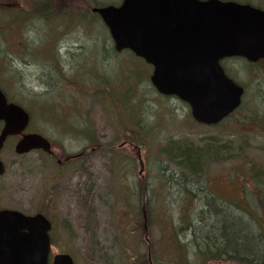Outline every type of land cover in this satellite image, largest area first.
Listing matches in <instances>:
<instances>
[{"label":"rangeland","instance_id":"1","mask_svg":"<svg viewBox=\"0 0 264 264\" xmlns=\"http://www.w3.org/2000/svg\"><path fill=\"white\" fill-rule=\"evenodd\" d=\"M32 5L34 0L0 1V83L12 98L19 99L30 110L32 119L27 131L45 133L52 140L56 157L64 159L66 154L85 146L90 152L86 159L60 167L41 150L16 153L17 139H9L0 152L6 165V172L0 176V208H16L25 213L41 211L52 217L53 254L71 253L78 264H151L150 256L155 264H180L178 258L171 261L169 223L166 218L161 221L158 204L165 202V209L175 216L178 210L157 193L156 211L150 215L146 203L137 205L135 193L140 183L158 188L162 172L181 170L171 156V148L183 141L217 147V153L204 156L201 178L197 180L206 184L223 205H231L241 213V207H261L246 200L258 193L252 175L259 174L264 179V60L256 64L235 57L225 60L246 86L244 104L234 116L218 125L199 124L186 102L154 91L150 68L143 77L147 80L140 76L138 89L126 96L129 86L135 85L129 79L123 80L124 86L120 84L117 72L122 68L121 60L130 54L123 51L112 53L107 60L103 58L108 53L101 44L108 48L111 45L93 43L99 37L98 31H105L100 29L99 17L90 20L94 14L90 16L85 11L86 16L80 21L59 28V22L51 23L54 16L28 12L30 17L24 22L23 31L14 28L17 17L23 15L19 11L27 12ZM85 17L89 22H81ZM94 24L98 28H93ZM51 39L58 45L50 56L49 51H44ZM87 52L90 58L83 61ZM92 56L103 59L95 66ZM133 57L129 64L136 61ZM84 68L89 72L83 77L79 72ZM99 68L111 73L112 79L115 77L110 93L109 87H104L92 74L93 69ZM80 77L85 82L82 93L75 88L81 84ZM102 88L103 99L100 92L98 96L91 95L93 90ZM50 109L52 113L45 117L44 112ZM70 118L74 124L87 120L97 141L86 142L88 129L80 134L81 129L63 128L62 122H69ZM171 138L173 141H169ZM93 146L96 148L92 149ZM159 167H163L161 172ZM58 170L64 172L59 185L53 177ZM57 191L62 194L56 195ZM179 192L175 190L169 198L180 203ZM129 194L132 199H126ZM198 199L193 204L197 208ZM127 200L133 201V206ZM208 264L240 263L220 260Z\"/></svg>","mask_w":264,"mask_h":264},{"label":"water","instance_id":"2","mask_svg":"<svg viewBox=\"0 0 264 264\" xmlns=\"http://www.w3.org/2000/svg\"><path fill=\"white\" fill-rule=\"evenodd\" d=\"M109 27L116 50L131 49L153 65L150 80L158 92L186 101L194 119L214 125L241 103L244 87L221 60L264 58V9L234 0H123L94 8ZM0 150L9 135L20 134L15 150L25 153L50 141L25 133L30 114L9 101L0 87ZM5 172L0 158V175ZM51 223L42 213L0 209V264H49ZM54 264H76L68 253Z\"/></svg>","mask_w":264,"mask_h":264},{"label":"trees","instance_id":"3","mask_svg":"<svg viewBox=\"0 0 264 264\" xmlns=\"http://www.w3.org/2000/svg\"><path fill=\"white\" fill-rule=\"evenodd\" d=\"M106 1L107 0H95L92 2L96 4H103ZM56 5L57 4H55L54 6L53 0H34V5H32L33 8L27 10V12L19 11V13H23V15L17 17L18 20H15L16 23L13 24L14 28L20 31L22 28L23 31L24 22H26L30 17V14L27 15L28 12H36V14L45 13L46 15H49L51 17L54 16V19L51 20V23L59 22L60 25L58 27L60 28L63 19L54 14L53 9L55 7V11H56ZM90 13L93 14L92 12ZM91 18L97 19L95 15L94 17L91 16L90 20ZM97 20L100 21L99 23L100 29L103 28L105 31L102 30H100L101 32L98 31L99 37L93 43L101 44L100 43L101 41L104 44L107 43L106 45L108 44L111 45L108 48L106 46L104 47V45L101 44L103 50L107 51L108 53L106 54V56L103 57L105 60H107V58L112 53L116 54L118 52L114 50L113 45L111 44V38L107 31V28L100 19ZM81 22H89V20L88 18L85 17L81 19ZM64 23L68 25L72 24L71 21L69 23L68 22H64ZM51 27L53 28V26ZM6 28L7 26H5V29ZM93 28H98V25L94 24ZM7 29L9 30V28ZM56 42L57 41L51 39L46 47L47 49L44 52L49 51V55L51 56L52 55L51 50L52 49L55 50V46L57 44ZM125 51H128L131 56L129 55V57L121 60L120 64L122 63V68H120L119 71L117 72V77H119L118 80L122 85L124 79L131 80L133 85H135L136 88L134 86L132 88L131 86H129L128 90L126 91L127 93L126 96H128L129 94L130 95L133 94L138 89V86L136 84L139 81V77L141 76L142 79L144 76L148 75V69L150 68V65L146 63L142 58L136 57L131 51L129 50H125ZM38 53L43 54V51H39ZM82 57H84L83 61H85L86 58L89 60L90 55L87 52ZM131 57H133V59L136 61H133L131 64H129ZM235 58H240V57H235ZM53 59L57 61L58 57L54 56ZM102 59L99 58L97 60V58L94 57L92 58L93 62L96 64L95 66H97ZM88 60L84 64H86ZM227 60H230V58ZM243 60L249 63L245 59ZM58 65L59 64H57L55 67H57ZM126 65L128 66L125 68L124 66ZM223 65L228 75L237 78L230 70V63L226 65L224 62ZM61 66L63 67V63ZM91 69L89 68L88 70ZM99 69L98 70L93 69V73L92 72L91 73L99 80V83L104 85V87L106 86L109 87L108 89L109 91L107 92L110 93L112 88H114L112 87V80H115V77L112 79L110 77L111 73L106 74L105 70H103L102 68ZM74 71L75 70H73V72ZM77 71L79 72V70ZM88 72L89 71H87L84 68L79 73L80 76L84 77L85 75L88 74ZM128 72H129V77L127 76ZM112 75L114 74L112 73ZM143 79L147 80L146 78ZM68 80L69 79L67 77V81ZM79 81L82 84L85 83L83 78H81V80ZM0 86L8 96L9 100L24 105L22 101H20L19 99L12 98L10 93L4 88V86L1 83ZM75 88L79 93L84 92L83 89L77 86ZM134 88L135 90H133ZM98 92L101 93L103 99L105 97L104 95L105 89L103 88L93 90L91 95L98 96L97 95ZM123 93L124 91L122 92V94ZM131 106L134 105L131 104ZM48 107L50 106L46 101L45 108ZM50 113H52L51 109L45 111L44 112L45 117ZM57 120L58 121L62 120V118H58ZM135 121L136 123H138L137 119ZM69 122L72 124V126L68 124ZM69 122L63 121L62 122L64 124L63 128L75 129V131L76 129H81L82 131H79L80 134H85L86 130L88 129L90 130V132L87 137L90 143L92 142L95 143L97 141L96 137L92 134L91 129L89 128L90 126L88 125L87 120L85 121L84 119H80L77 124H74V122L70 118ZM169 141H173V139L171 138ZM180 143L181 145L180 144L172 145L171 156L172 158L174 156L177 165L181 170L180 171L177 170V172L175 173L173 171V173L170 174L167 171L166 174L165 172L164 174L162 172L160 175L162 179V182L160 183V187L159 185H157L158 188H156V186L152 188V186H150L148 183L143 182L140 183V186L137 187L138 189L136 190L135 193V198L137 197L136 200L138 199L137 205L140 207L142 203L143 204L146 203L147 210L149 211L150 215H152V213L156 211V206L154 205V201L156 199L157 193L159 194V197H163L164 201L168 203H172L174 210L176 209L178 210L179 214L175 216L172 212L170 213L171 211L170 209H165L164 207L165 202L162 201L160 204H158L160 206L159 217L161 221L164 218H166V220H168L169 223L168 248L172 256L171 261H173L174 258L176 259L178 258L179 259L178 262L180 264H208L209 262L220 261V260H224V261L230 260L232 262H237L240 264H264V179L262 177H259L258 176L259 174H257V176L252 175V180H254L253 183L257 185L255 190L258 193L257 194L255 193L254 194L255 197H252V199L246 200V202H248L249 204H254L255 202L258 203V205L261 206L259 208L260 211L258 208L241 207L242 210L241 213L237 209H234L231 205L230 206L223 205L217 199L216 195L211 194L207 190L206 184H203V182L197 180V178H201V174H202L201 167L203 165L202 161L204 156L208 153H217L218 152L217 147L211 143H207L204 146L194 145L193 143H188L186 141ZM162 149L165 148L163 147ZM122 168L124 169V167ZM162 168L163 167H159L158 170L161 172ZM165 168H169V167H165ZM172 187H174V189L176 188L175 189L176 191L177 190L180 191L179 192V194L181 195V196L179 195L180 196L179 201H181L180 203H177V201L175 202L173 201L172 198H169V195H171L172 192H175V190H173ZM257 187H259L260 192L257 190ZM245 188L248 189L247 187ZM200 192H203V195ZM197 194H199L198 195L199 199L202 201V204H200L198 208L193 205L194 203H196L198 199ZM204 194L207 195V198H204L205 197ZM131 197L132 195L129 194L128 198L126 199H132ZM127 201H130L131 202L130 205L133 206L132 203L133 201L131 200H127ZM152 261L155 264V261L153 259Z\"/></svg>","mask_w":264,"mask_h":264},{"label":"flooded vegetation","instance_id":"4","mask_svg":"<svg viewBox=\"0 0 264 264\" xmlns=\"http://www.w3.org/2000/svg\"><path fill=\"white\" fill-rule=\"evenodd\" d=\"M53 1H54V6H55V4H57L56 5V11H55V7H54L53 12L56 16H59L63 19L62 25L60 26L63 28L68 27V24H66L64 22L69 23L70 21L79 20L82 16H86L84 14L85 11L86 12L88 11L89 12L88 14H91L90 12H92L95 16L100 17L99 14L93 10V8L103 6L106 4V3H103V4L93 3L92 1H95V0H53ZM120 1H122V0H120ZM242 1H246V0H242ZM257 2H260V4L264 7V0H257ZM74 17H77L78 19H76ZM70 19H72V20H70ZM111 44L112 45L114 44V42L112 40H111ZM79 45H81V44H79ZM81 46H85V45L82 44ZM79 88L85 89V83H83V84L81 83L79 85ZM234 114H232V116H234ZM12 137H16V136H12ZM17 138H19V137H17ZM86 140H88V138ZM86 142L88 144L90 143L89 140ZM92 149H94V147H92ZM89 152L90 151L85 146V147L81 148L78 152H72V153L66 154L64 159L60 158L59 156L56 157L55 153L49 154V155L53 159L56 160L58 166L64 167L65 164L77 161L80 158L86 159L87 156L89 155ZM60 174H64V172H61L60 170H58L57 172H55V175L53 176L56 179L55 184H57V185H59V182H58L59 178L64 177L63 175H60ZM61 194H62V192H59V191L56 192V195H61ZM57 199H58V197H55V205L57 203ZM49 219L52 223V227L50 230V236H51V243H52V247H53V246H55V242H54L55 238L53 235L54 228H55V221L52 219V217H49ZM51 254H53V253L51 252Z\"/></svg>","mask_w":264,"mask_h":264},{"label":"bare ground","instance_id":"5","mask_svg":"<svg viewBox=\"0 0 264 264\" xmlns=\"http://www.w3.org/2000/svg\"><path fill=\"white\" fill-rule=\"evenodd\" d=\"M204 196H205L204 198H207L206 194H204ZM197 203L202 204V201L199 199V201Z\"/></svg>","mask_w":264,"mask_h":264}]
</instances>
